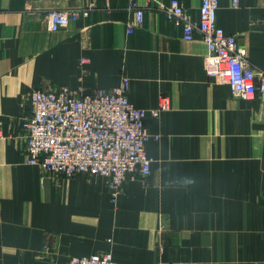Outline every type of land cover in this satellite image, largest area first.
Listing matches in <instances>:
<instances>
[{
    "label": "crops",
    "instance_id": "obj_1",
    "mask_svg": "<svg viewBox=\"0 0 264 264\" xmlns=\"http://www.w3.org/2000/svg\"><path fill=\"white\" fill-rule=\"evenodd\" d=\"M169 4L170 0H160ZM196 21L200 0H177ZM218 0L217 24L264 68V0ZM134 2L144 21L132 32ZM87 17L50 31L45 13ZM207 47L149 0H0V264H67L110 251L126 264H264V94L236 97L208 77ZM82 60L86 62L82 63ZM125 76L147 110L152 157L111 201L103 178L26 163L32 89H109Z\"/></svg>",
    "mask_w": 264,
    "mask_h": 264
},
{
    "label": "built area",
    "instance_id": "obj_2",
    "mask_svg": "<svg viewBox=\"0 0 264 264\" xmlns=\"http://www.w3.org/2000/svg\"><path fill=\"white\" fill-rule=\"evenodd\" d=\"M162 7L169 21L179 26L184 40H192L197 30L207 47L204 58L206 75L217 83L228 85L232 94L245 100L257 92L264 94V68L256 70L245 58V49L234 35L226 33L217 22L218 0H200L198 19L192 20L177 0ZM233 6L238 0L231 1ZM135 20L128 23L132 32L144 21V10L129 3ZM93 4L84 9H53L45 13L48 30L57 31L71 21L87 17ZM86 62L82 60V63ZM129 78L109 89L77 91L69 87L32 89L27 99L29 111L22 119L26 163L42 170L72 177L86 173L105 180L112 202H116L129 173L146 176L152 157L146 151L151 136L144 128L147 114L158 109L135 107L128 98ZM1 135V131H0ZM67 264H126L114 259L110 251L71 256Z\"/></svg>",
    "mask_w": 264,
    "mask_h": 264
}]
</instances>
